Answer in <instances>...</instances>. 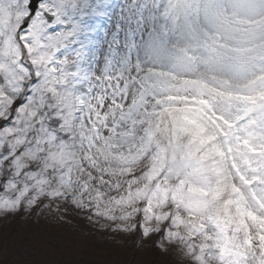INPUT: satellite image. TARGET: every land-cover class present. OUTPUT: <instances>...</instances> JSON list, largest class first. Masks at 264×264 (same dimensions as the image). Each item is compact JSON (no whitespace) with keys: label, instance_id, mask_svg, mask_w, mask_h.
<instances>
[{"label":"snow or ice","instance_id":"snow-or-ice-1","mask_svg":"<svg viewBox=\"0 0 264 264\" xmlns=\"http://www.w3.org/2000/svg\"><path fill=\"white\" fill-rule=\"evenodd\" d=\"M71 213L113 264H264V0H0V219Z\"/></svg>","mask_w":264,"mask_h":264},{"label":"rangeland","instance_id":"rangeland-1","mask_svg":"<svg viewBox=\"0 0 264 264\" xmlns=\"http://www.w3.org/2000/svg\"><path fill=\"white\" fill-rule=\"evenodd\" d=\"M71 223H56L49 216H25L24 218L9 217L0 219V233H6L15 224L21 221L23 226H45L43 230L59 237L65 245L71 243L72 255L65 259L63 264H113L114 258L107 254L110 244L98 233L93 232L91 227L80 217L71 213L69 216ZM17 238L13 239V246L16 245ZM47 240V238H46ZM42 242V240H40ZM48 242V240H47ZM49 243V242H48ZM21 252L22 250L19 249ZM51 250L39 248L32 251L31 264H61V255L49 257L46 255ZM63 251V249H61ZM23 253V252H22ZM27 260V256L24 257ZM151 255L138 257L137 264H150ZM159 264V261H157Z\"/></svg>","mask_w":264,"mask_h":264}]
</instances>
